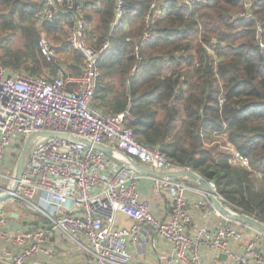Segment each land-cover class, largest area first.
Here are the masks:
<instances>
[{
  "label": "built area",
  "instance_id": "built-area-1",
  "mask_svg": "<svg viewBox=\"0 0 264 264\" xmlns=\"http://www.w3.org/2000/svg\"><path fill=\"white\" fill-rule=\"evenodd\" d=\"M43 1L41 20L48 23L62 17L71 20L69 43L82 55L84 64L80 74L59 66L53 73L47 70L41 75H31L11 70L0 61V179L15 181L14 176L4 175L12 169L10 164L3 163L8 155L11 161L8 148L13 141L17 140L20 151L30 138L40 137L25 158L17 189L9 192L10 184L0 183V195L9 192L13 201L29 205L45 218V225L16 230L10 214L0 203V242L11 246L0 253V261L39 264L33 259L39 253L54 257L56 251L47 246L52 231L62 233L95 264H132L130 245L143 253L152 235L172 243L175 257L182 264H201L204 245L229 253L231 243L243 240L236 225L226 224L213 231L204 229L196 239L187 233L192 217L187 208L186 184L168 177L154 179L159 188L167 189L172 207L170 220H158L136 191L138 182L146 175L134 165L114 161L95 148L97 144L112 147L120 155L156 171L193 170L174 164L161 147L141 143L127 123L129 110L114 114L96 105L100 59L109 42L96 47L89 40V24L80 0ZM244 1L249 8L252 2ZM158 2L150 6L147 23L159 11ZM187 2L191 5L190 0ZM123 5L124 0H118L116 20L123 16ZM242 16L254 19L250 10ZM260 32L259 25L258 36ZM260 45L264 49L263 41ZM38 48L47 64L55 62L57 54L45 37L39 40ZM224 101L220 98L221 104ZM40 133H64L70 137ZM236 158L249 167V161L237 152ZM209 184L218 198L224 199L215 183ZM119 214L130 218L131 226L120 225ZM259 232L246 247L253 263L241 257L243 264H264V253L255 247L264 237Z\"/></svg>",
  "mask_w": 264,
  "mask_h": 264
},
{
  "label": "trees",
  "instance_id": "trees-1",
  "mask_svg": "<svg viewBox=\"0 0 264 264\" xmlns=\"http://www.w3.org/2000/svg\"><path fill=\"white\" fill-rule=\"evenodd\" d=\"M156 1L124 0L117 26L118 0H80L89 26L99 13L96 31L88 27L89 40L96 47L109 41L100 59L96 97L104 106L98 107L114 114L129 110L127 123L141 143L161 147L174 164L191 167L226 201L264 222V0H250L249 8L244 0H159L160 16L147 23ZM0 6L9 7L11 17L25 18L28 11L44 26L72 25L67 17L41 20L43 0H0ZM247 10L254 19L242 16ZM122 24L134 25L117 34ZM23 30L21 49H6L0 61L11 70L28 62V74L37 75L44 64L37 34Z\"/></svg>",
  "mask_w": 264,
  "mask_h": 264
},
{
  "label": "crops",
  "instance_id": "crops-1",
  "mask_svg": "<svg viewBox=\"0 0 264 264\" xmlns=\"http://www.w3.org/2000/svg\"><path fill=\"white\" fill-rule=\"evenodd\" d=\"M222 135L224 136L222 137L223 140H226V134ZM16 143L17 140H14L11 146L8 148V153L12 155L19 154L20 156L23 149L19 151L16 148ZM227 144L228 146H230L229 143ZM103 146L108 148L107 150L102 151L108 158L127 165H133L126 156L120 155L119 152L113 149L112 147L106 145ZM8 157H6V160L4 159V165L9 164L10 160L8 159ZM136 162L139 163L138 161ZM12 166L13 168H16L17 163L15 165L12 164ZM137 171L139 170L137 169ZM176 171L180 170H173L171 172ZM144 174L146 175V177L142 178L138 182L136 188L140 199L149 204L153 211V214L158 220H170L172 207L168 191L167 189L159 188V186L156 185V182L154 180L157 178H161V176H154L146 173ZM170 179L183 182L188 187V189L186 190V200L188 211L192 217V222L187 228V233L193 239L199 238L201 235V231L204 229L213 231L219 228L220 226L226 224L236 225L238 227V230L243 234L242 241L233 242L230 244L229 253H220L217 249H214L211 246H202L201 264H243L241 261V257H247L248 261L250 263H253V259L251 258V256L247 255L246 247L256 239L257 235L260 234V230L247 223L239 221L236 218L227 215L221 210H219L210 198V194L193 179L186 177H170ZM218 200L219 203L226 209L232 212H241L225 199L218 198ZM7 201L2 202L1 206L5 207V203H7ZM12 206V210H8L5 208L6 211L10 214L11 224L14 220L12 215L17 214V222L22 224L24 227L31 225L32 227L37 226L35 225L36 222H39L38 225H45V221L43 222L42 220H39L34 216L24 214L21 210L22 205L20 207L14 203L12 204ZM118 222L120 223V225L128 227L132 224V220L122 214L118 215ZM47 246L56 251L54 257H49L47 255L39 253L33 258L34 261L39 264H95L90 262L89 258L76 245L70 242L67 237H65L62 233L58 231H52L51 238L49 239ZM255 247L258 251L264 253V237L259 240L258 244ZM6 248H11V246L0 242V253ZM15 250L18 251L19 248H15ZM130 250L134 255V261L132 264H136L139 261H148L152 264H182L175 257L173 244L163 240L158 235H152L150 237L145 252H140L133 245H130ZM221 254H227L228 257L223 258L221 257ZM0 264L7 263L0 261Z\"/></svg>",
  "mask_w": 264,
  "mask_h": 264
},
{
  "label": "rangeland",
  "instance_id": "rangeland-1",
  "mask_svg": "<svg viewBox=\"0 0 264 264\" xmlns=\"http://www.w3.org/2000/svg\"><path fill=\"white\" fill-rule=\"evenodd\" d=\"M27 1L33 2V0L32 1L27 0ZM8 10H9V7L0 6V17L3 15H6V20L0 18V43L5 44L3 47H0V59L2 58V56H4L6 54V49H8V48H11L13 50V52L19 51L21 49L20 47L22 46V42H23L22 37H23L24 32H25V30H23V29H24V27H26L29 30L36 32V34H37L36 38H37L38 42L41 39V37H45L47 39L48 43L52 46V48L53 47L55 48V49L54 48L53 49L55 50V52L57 54L56 55L57 57L55 58V62L51 65L47 64L41 58V63H44V64L42 67L38 68V71L35 74L41 75V74H44L47 70L49 72L53 73L56 71V69L59 66L66 67L74 73H76L75 68H77L78 72H79V68L82 71L83 64H84V60L82 58V55L79 52L75 51L68 42L69 41L68 39H69V34H70V28H71L70 24H67V22H63V24H64L63 27L44 26L43 22L40 21V18H38L36 20L33 17L31 18L29 16L30 14L28 13V11H27L25 18H22L20 14H16L14 17H11L10 15H8ZM155 13H156L155 16L159 17L161 14V11L160 10L157 12L155 11L153 13V15ZM63 20H65V19H63ZM65 21H67V20H65ZM98 21H99V13L98 12L93 13L92 22L90 23V26H89L90 31H93V32L96 31ZM120 21H122V18L115 20L114 23H117V22L120 23ZM118 23L116 24L117 26H118ZM133 25L130 26L128 24H122V26L116 30V33L117 34L128 33V31L132 29ZM119 26H120V24H119ZM96 34H98V32ZM146 34H148V33H146ZM150 36H151V33H150ZM6 38H10V42L8 44H6V42H2ZM81 67H82V69H81ZM16 70L24 72V73H31V70H33V68H32V66H30V64L28 62H25L22 64V66L20 68H18ZM106 80H110V79L108 77H106V78H104V82H106ZM95 103H96V105H99L100 107H102L104 100L96 97ZM222 137H224L222 134H216V138L218 140H223ZM39 139H40L39 136H35L32 139L29 151L26 155V159L29 157L33 148L37 145ZM16 148L19 149L18 146H16ZM18 156H19V154L18 155H16V154L12 155L11 161L9 162V164L11 165L10 167H11L12 171H10L9 173H6L4 175L15 177L16 168H13L12 164L15 165L17 163ZM0 183L5 184V185H7V183H9L10 187H12V185H14V181L10 180L8 178L0 179ZM9 200H11V201H9ZM14 203L20 207L22 205L20 202L13 201V199L10 198V199H8L7 203H5L6 204L5 208L8 210H12L13 209L12 204H14ZM21 210L24 214L34 216L37 219L42 220L43 222L45 221L44 215L39 211H35L29 205H22Z\"/></svg>",
  "mask_w": 264,
  "mask_h": 264
},
{
  "label": "water",
  "instance_id": "water-1",
  "mask_svg": "<svg viewBox=\"0 0 264 264\" xmlns=\"http://www.w3.org/2000/svg\"><path fill=\"white\" fill-rule=\"evenodd\" d=\"M40 135L42 136H60V137H70L67 134L64 133H40ZM32 138H30L27 143L25 144L19 158H18V162H17V166H16V172H15V178H14V185H12V187L8 190L9 192H14L17 187H18V183H19V179L21 177L22 174V170H23V165H24V161L26 158V155L29 151L30 148V144H31ZM96 149L100 150V151H104L107 150L108 148L104 147L103 145L97 144L94 145ZM128 158V160H130V162L140 171L149 175H154V176H161V177H172V178H180V177H186V178H191L194 181H196L197 183H199L209 194H210V198L212 199L213 203L215 204V206L221 210L223 213L230 215L234 218H236L239 221H242L244 223H247L255 228H257L258 230H260L261 232L264 233V222H262L261 220L257 219L254 216H251L249 214L246 213H242V212H232L228 209H226L224 206H222L219 203V200L216 196L215 191L212 189V187L209 184V181L206 180L202 175H200L198 172L194 171V170H181V171H176V172H161V171H156V170H152L149 169L147 167H145L142 164L137 163L135 160H133L131 157L126 156ZM6 192L0 195V203L7 201L8 199H10V193ZM13 222H12V226L16 229V230H21V229H28L30 228V226L24 227L22 224H20L19 222H17V218L18 215L17 214H13ZM39 222H36L35 225H38ZM50 229H52V226H50ZM221 257L223 258H227V254H221Z\"/></svg>",
  "mask_w": 264,
  "mask_h": 264
}]
</instances>
